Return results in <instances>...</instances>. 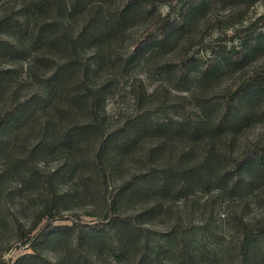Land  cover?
I'll list each match as a JSON object with an SVG mask.
<instances>
[{
	"label": "trees",
	"instance_id": "trees-1",
	"mask_svg": "<svg viewBox=\"0 0 264 264\" xmlns=\"http://www.w3.org/2000/svg\"><path fill=\"white\" fill-rule=\"evenodd\" d=\"M146 1L121 0L117 20L105 26L98 17L103 0H31L30 7L20 5L16 12L18 33L0 34V57L6 60L0 69V95L10 91L0 104V150L8 148L9 123L34 118L39 110L34 120L39 122L40 140L28 146L27 155L9 156L21 162L26 157L22 162L26 177L42 165L40 158H33L41 143L43 150L52 149L62 157L58 170L40 176L44 198L37 218L26 223L18 216L14 219V241L31 252L12 264H21L25 256H41L50 236L72 229L79 220L88 226L79 238L90 243L98 235L108 237L120 253L132 244L153 245L152 253L139 251L136 264H157L163 251L167 264H219L222 257L227 263L221 264H264V215L237 216L225 244L202 248L187 237L193 229L190 204L186 214L176 208L172 224L163 229L167 240L160 244L147 238L145 227L155 226L158 222L152 220L161 213H170L172 199L184 198L188 204L193 202L186 199L188 195L233 190L241 182L264 176V106L255 107L264 89V59L254 60L237 71L228 85L205 94L204 80L212 75L209 65L192 74L195 59L179 53L165 61L167 82L147 88L141 78H130L141 62L139 51L153 42L167 43L179 21L152 19L153 32L112 58L104 55L102 47L108 34L117 35L128 16ZM255 1L237 0L235 11ZM86 7L94 14L70 29L69 16L81 14ZM44 11L53 15L35 17ZM10 23L0 20V26L13 31L16 26ZM260 26H264V13L233 32L244 40L226 52L231 54L225 65L242 63L258 51L264 44V32L255 34ZM12 61H20L25 77L39 86L37 92L21 96L22 101L16 100L18 88L10 89L4 81L13 76V66L8 64ZM121 80L133 101L124 115L111 113L106 104ZM250 123L258 126L259 135L238 146L239 130ZM5 163L0 178L9 172ZM57 177L65 181L60 188L54 182ZM81 193L97 196V202L67 212V198ZM64 220L70 223H56Z\"/></svg>",
	"mask_w": 264,
	"mask_h": 264
},
{
	"label": "rangeland",
	"instance_id": "rangeland-1",
	"mask_svg": "<svg viewBox=\"0 0 264 264\" xmlns=\"http://www.w3.org/2000/svg\"><path fill=\"white\" fill-rule=\"evenodd\" d=\"M59 1V0H58ZM72 2L73 0H67ZM145 4H139L127 18L124 26L117 35L109 33L107 43L104 44V55L110 58L116 53H124L131 50L130 45L136 39L143 38L144 35L152 31V21L157 23L167 19L170 23L179 21L177 26H173L172 35L167 43L147 44L143 46L139 54L141 62L130 72L131 76L141 78L147 88L167 82L165 80V61L177 54H183L193 57L195 63L191 66L192 74L203 71L209 65V72L212 73L208 79L204 80L203 93L209 94L216 88L228 85L237 76V71L246 69L254 60L264 59V44L259 45L258 51L251 57L245 59L242 63L234 65H225L228 50L237 48L244 40L242 37H235L233 32L258 15L264 13V0H256L241 11H235L237 0H148ZM121 0H103L98 17L105 26L110 22L117 20V14L120 9ZM31 6V0H0V20L6 18L10 24L16 26L11 31L6 26H0V34L15 35L20 26L16 24L14 18L18 7ZM92 7V5H91ZM88 9V10H86ZM235 11V12H234ZM94 14L93 9L85 8L81 14L77 11L73 16H69V28L75 30L81 22ZM53 12L44 11L35 13L37 18L51 17ZM126 18V16H125ZM124 18V19H125ZM153 19V20H152ZM152 20V21H151ZM112 24V26H113ZM111 26V27H112ZM264 32V26L258 27L255 34ZM154 35V33L152 34ZM150 35V36H152ZM85 43L84 46H86ZM233 57V56H232ZM5 59L0 57V69L5 66ZM20 61H12L8 64L13 66V76L4 81L10 89L17 87L16 100L22 101L21 96L39 89L38 84L27 79ZM105 68V67H104ZM109 67H106L108 70ZM129 73V74H130ZM128 74V75H129ZM127 76V75H126ZM114 94L106 100V104L111 108V113L122 114L130 111L133 107L125 81L114 88ZM255 101V107L264 106V89ZM9 90L0 95V104L9 96ZM124 112V113H123ZM37 117L40 112H35ZM34 118L22 119L9 123L11 126V138L8 148L0 150V169L6 168V160L9 163V172L0 178V261L1 264H12L19 256H24L31 252L25 245L21 246L14 241V219L16 216L25 223L37 218L39 205L41 203V194L43 192L40 176L50 175L58 170L61 164L59 153L52 149H37L34 159L40 158L41 164L35 174L26 177L27 167L22 166L24 161L15 160L14 156L9 155H27L28 146L40 140L38 120ZM258 126L250 123L248 126L239 130L237 145L250 143L256 135H259ZM41 151H38L40 150ZM264 168V164H263ZM43 176V175H42ZM57 188H60L63 181L62 177H57L54 181ZM190 202L186 204L184 198L170 201V213H161L158 218L152 221L158 222L155 226H148L147 238L151 242L162 243L165 236L164 228L170 226L176 216V208L183 210L186 214L192 204L193 221L190 226L192 231L187 235L189 240L198 241L202 248L210 247L213 244H225L229 239L230 228L236 226V218L242 215L244 218H257L264 215V176L252 183L241 182L237 189L225 190L214 189L210 193L197 192L193 196H186ZM97 202V196H81L77 198H67L64 208L70 212L71 208L78 206L88 207L89 203ZM135 205L137 202H134ZM188 210H184V209ZM167 212V210H164ZM175 211V212H174ZM82 220H88V217L81 216ZM184 218H187L185 216ZM57 224L70 223L68 220L57 221ZM88 226L84 221H76L72 229L66 231H57L50 236L43 246V253L39 257L25 256L21 264H136L139 251L144 248L145 251L152 253L154 246L149 244L144 246L142 243L132 244L126 247V251L120 253L113 239H105L99 235L94 237V242H88V239L79 238ZM174 237H171V240ZM178 239V237H176ZM175 239V240H176ZM103 241V242H102ZM159 246V244L157 245ZM160 249V246H159ZM167 252H162L160 261L157 264H167L165 258ZM226 262V258L222 257ZM223 261H219L221 264ZM227 263V262H226Z\"/></svg>",
	"mask_w": 264,
	"mask_h": 264
}]
</instances>
